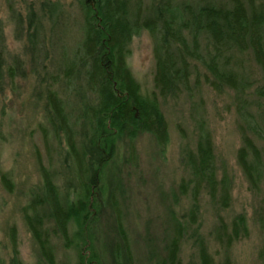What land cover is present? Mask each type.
<instances>
[{
  "label": "trees",
  "instance_id": "16d2710c",
  "mask_svg": "<svg viewBox=\"0 0 264 264\" xmlns=\"http://www.w3.org/2000/svg\"><path fill=\"white\" fill-rule=\"evenodd\" d=\"M6 1L13 11V0ZM49 2L41 6L42 17L28 9L23 33L33 56H44L52 42L57 52L61 50L51 70L42 67L47 77H41V85L50 126L46 152L51 162L52 151L59 154L65 179L66 171L76 163L78 181L68 185L64 179L68 193L61 195L40 160L43 191L33 195L24 219L44 264H57L53 235H59L66 248L79 251L77 264H105L100 251L95 250L96 235H92L103 212L112 213L115 240L111 252L104 242L99 245L103 256L111 259V264L129 262L116 189L107 188L106 177L120 141L134 143L139 135L150 134L158 148L169 144L160 100L184 95L191 100L201 94L203 86L218 96L234 93L242 139L238 165L251 191L258 196L262 193L264 149L258 142L264 144V0H156L150 10L145 0H76L80 19L72 22L77 37L70 46L57 38L70 19L59 9L61 5ZM18 19L22 35V17ZM144 31L153 41L156 63L154 92L147 97L128 64L132 41ZM2 36L0 27V86L6 76L12 82L25 76L20 61L7 64ZM199 127L197 149L187 156L194 208L206 190L212 203L226 211L232 201L231 184L226 177L218 178L212 135L205 125ZM2 184L7 192H13L6 176ZM45 207L48 213H44ZM194 219L191 217L193 223ZM71 225L78 228L73 239ZM102 230L99 227L98 234L104 239ZM176 230L181 237L182 228ZM218 232V240L230 245L249 236L248 222L239 215L230 228L222 221ZM13 252L12 264H23L14 235ZM199 254L201 264H213L204 245ZM168 256L159 264H179L177 241L171 244ZM260 262L264 264V250Z\"/></svg>",
  "mask_w": 264,
  "mask_h": 264
},
{
  "label": "rangeland",
  "instance_id": "374dc122",
  "mask_svg": "<svg viewBox=\"0 0 264 264\" xmlns=\"http://www.w3.org/2000/svg\"><path fill=\"white\" fill-rule=\"evenodd\" d=\"M44 1L47 0H13L12 11L6 0H0L5 59L9 65L17 59L25 71L24 77L18 76L13 82L6 76V81L0 86V264H12L13 235L21 263L44 264L24 219L25 208L32 202L33 195L43 191L40 160L53 176L61 195L68 193L64 182L75 185L78 181L74 173L76 163L66 171L65 179L61 175L63 169L59 164V154L52 151L51 162L46 152L45 138L50 134V126L45 87L41 85V77H46L42 67L50 66L51 70V66L59 61L61 50L57 52L52 42L47 45L44 56H33L28 47V36L23 33L27 27L28 9L33 8L42 17L40 9ZM155 1L145 0L146 8L153 9ZM49 3L61 5L59 9L70 19L68 27H63L64 31H59L57 38L68 46L74 44L77 34L72 22L80 19L78 2L50 0ZM18 16L22 17V35L18 30ZM132 42L128 64L147 97L154 92L156 63L153 41L144 31ZM159 105L169 127V144L158 148L150 134L139 135L134 143L120 141L106 177L107 188L116 189V204L121 209L122 226L129 247L127 264H159L169 257V249L175 241L179 264H201V245L210 254L213 264H262L264 189L259 196L254 194L238 165L237 151L242 139L234 93L226 91L218 96L203 86L198 97L191 100L186 95L177 100L169 98L160 100ZM202 124L212 135L218 178L226 177L231 184L232 201L226 211L212 203L206 190H202L197 200L198 208H194L192 185H188L192 171L187 166V156L197 149L198 128ZM258 144L264 149V144ZM52 149H55L53 144ZM3 176L12 182L11 194L2 184ZM184 186H187V191L182 189ZM70 195L73 200L74 196ZM105 199L108 200L109 195ZM48 211L45 207L44 213ZM239 215H244L248 222L249 236L230 245L220 242L218 230L222 221L226 228H230ZM111 216L110 212L99 214L97 227L103 229L104 239L99 236L98 229L92 231V235H96L95 250L100 251L105 264H111V259L103 256L99 245L104 242L109 252L113 249L114 220ZM193 216L195 223L191 221ZM71 226L74 229L70 230V237L73 239L78 228ZM49 227L54 230L52 224ZM178 227L182 228L181 237L177 234ZM51 240L57 264L78 263L77 249L66 248L59 235H53Z\"/></svg>",
  "mask_w": 264,
  "mask_h": 264
}]
</instances>
